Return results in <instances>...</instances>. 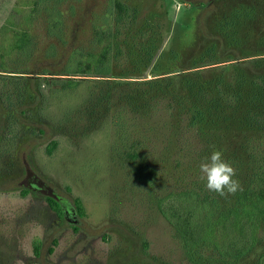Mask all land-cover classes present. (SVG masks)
<instances>
[{
	"label": "rangeland",
	"instance_id": "obj_1",
	"mask_svg": "<svg viewBox=\"0 0 264 264\" xmlns=\"http://www.w3.org/2000/svg\"><path fill=\"white\" fill-rule=\"evenodd\" d=\"M204 1L0 0V264H258L264 220L255 247L233 262L209 243L187 248L157 206L185 188L231 205L232 195L200 179L213 148L242 188H264V109L255 115L245 103L242 115L229 97L252 72L234 58L264 54L256 33L264 0ZM22 29L28 47L11 49ZM103 45L108 54L92 74L130 81L87 79L98 77L81 75L87 63L69 65L74 48ZM183 70L196 71L171 75ZM70 75L80 80L63 85ZM95 105L96 121L86 120ZM26 170L37 194L21 193Z\"/></svg>",
	"mask_w": 264,
	"mask_h": 264
},
{
	"label": "trees",
	"instance_id": "obj_2",
	"mask_svg": "<svg viewBox=\"0 0 264 264\" xmlns=\"http://www.w3.org/2000/svg\"><path fill=\"white\" fill-rule=\"evenodd\" d=\"M208 1H204L203 4L206 5ZM243 2V1H242ZM118 5V3H117ZM246 8V7H245ZM249 9V8H246ZM36 8L32 9L31 13L28 14L26 20H32L35 16ZM248 11V10H246ZM255 20L253 17L252 21ZM241 26L239 27V31ZM236 31V30H235ZM241 32V31H240ZM246 32V31H244ZM262 32L263 34L259 35ZM256 33H259L257 39L259 43L264 46V24L258 27ZM30 43V36L25 29H22L16 33V38L11 44V49L22 50L28 47ZM71 53V58L69 61L73 66V62L76 60V64L85 63L88 64V68L84 70L85 76L96 75L95 79L97 81H112L116 85L122 83H127L119 78H109L108 73L101 72L100 74H92L93 68L97 66L102 67L107 56V51L109 48L107 45H103L97 52L78 51V48H74ZM236 61L231 62L235 68L242 65L241 68H250L252 72L249 76L248 81H246V72L239 75L237 78V83L233 91H229L231 94L229 97L234 100L235 103L241 105V114L245 115L248 113V106L253 105V112L256 113L260 109H264V54L263 55H239L234 58ZM99 65V66H98ZM247 69V68H246ZM244 70V69H243ZM0 71H7L2 70ZM196 70H183L178 71L175 74L176 77L188 76L194 73ZM63 74H71L65 72ZM79 75L78 73H73ZM169 75H156L154 77V82H164ZM63 85L75 84L80 80L78 77H64ZM144 81V80H140ZM204 88V86H201ZM228 91V90H227ZM101 98L100 102L102 101ZM121 99L130 102L129 94L121 96ZM118 103V102H116ZM219 103V102H218ZM248 106L243 107L244 104ZM99 105H95L94 109H90L88 115H85V119L89 121H96L95 112ZM190 106V102H189ZM188 106V107H189ZM190 108H193L195 116L200 117L202 110L191 104ZM94 110V111H91ZM256 113L255 115H258ZM56 141L52 140L50 142V147L47 148V152L52 151V147L56 145ZM143 167V166H142ZM28 170V169H27ZM26 170L27 175V185L21 189V193L25 194L27 192H32L37 194L40 185L36 183L35 176L33 173ZM46 200L49 206L60 216L64 214V208L62 203L56 199L53 195L46 194ZM233 202L230 206L226 208L220 207L216 204L214 199H207L205 195H201L195 188H185L175 191H170L164 196L160 197L157 201V206L159 207L161 213L172 223L179 237L182 239L183 243L187 248H193L198 244L209 243L212 244L217 252L230 258L233 262L240 260L245 257V255L250 252L258 242V231L261 228V223L264 220V188H243V191H238L235 195H232ZM75 205L78 211L82 212V204L77 199ZM35 240V250L37 251L38 242ZM35 251V252H36ZM258 264H264V253L259 255Z\"/></svg>",
	"mask_w": 264,
	"mask_h": 264
},
{
	"label": "clouds",
	"instance_id": "obj_3",
	"mask_svg": "<svg viewBox=\"0 0 264 264\" xmlns=\"http://www.w3.org/2000/svg\"><path fill=\"white\" fill-rule=\"evenodd\" d=\"M199 169L200 179L206 181L209 191L221 197L243 191L240 181L235 178V168L224 158L222 150L213 148L210 156L200 163Z\"/></svg>",
	"mask_w": 264,
	"mask_h": 264
}]
</instances>
